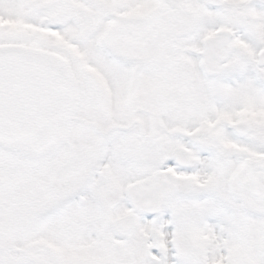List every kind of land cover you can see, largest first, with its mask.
I'll list each match as a JSON object with an SVG mask.
<instances>
[{"label":"snow or ice","instance_id":"snow-or-ice-1","mask_svg":"<svg viewBox=\"0 0 264 264\" xmlns=\"http://www.w3.org/2000/svg\"><path fill=\"white\" fill-rule=\"evenodd\" d=\"M0 264H264V0H0Z\"/></svg>","mask_w":264,"mask_h":264}]
</instances>
